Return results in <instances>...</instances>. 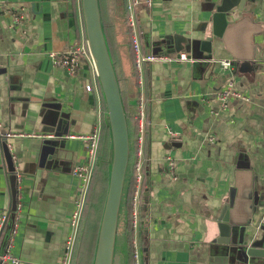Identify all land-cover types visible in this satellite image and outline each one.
I'll return each mask as SVG.
<instances>
[{
    "label": "crops",
    "instance_id": "crops-1",
    "mask_svg": "<svg viewBox=\"0 0 264 264\" xmlns=\"http://www.w3.org/2000/svg\"><path fill=\"white\" fill-rule=\"evenodd\" d=\"M214 1L154 0L151 9H137L143 54L164 57L145 64L140 89L146 103V264H257L236 237L231 244L216 240L224 207L239 201L249 241L264 226V0L246 13L236 11L237 24L207 55L200 43L212 29ZM21 7L25 33L12 28ZM101 8L114 66L132 93L127 23L116 43L102 0ZM83 30L80 0H0V214L10 213L0 253L10 243L20 264H65L70 239V264H93L100 226L85 228L87 215L82 231L72 224L77 201L86 202L75 171L89 162L84 138L108 123L100 99L86 90L93 80L88 63L71 75L49 56L66 53ZM214 60L233 66L225 70ZM230 81L247 100L231 97L224 107L219 94ZM128 98L135 113L137 99ZM17 173L22 194L15 226Z\"/></svg>",
    "mask_w": 264,
    "mask_h": 264
},
{
    "label": "water",
    "instance_id": "water-1",
    "mask_svg": "<svg viewBox=\"0 0 264 264\" xmlns=\"http://www.w3.org/2000/svg\"><path fill=\"white\" fill-rule=\"evenodd\" d=\"M255 1H214L215 13L212 17V29L208 32L206 38L201 41L200 51L207 55L213 54L214 43L217 40L224 39L229 27L232 28L237 24V21L232 17L233 14L236 11L248 12L249 6ZM81 4L87 38L105 96L106 120L112 141L107 198L93 264H114L119 218L130 159L128 120L118 76L104 30L101 0H81ZM193 47L195 50L199 48L196 44ZM2 141L3 139L0 137V144ZM15 185L17 187L16 181ZM240 203L242 204L239 201L234 206L232 204L224 207L217 224L220 236L216 241L221 244H231V238L234 236L237 240L236 244L245 248L248 258L255 259L257 264H264V226L260 227V234L256 233L249 241L248 237L251 236V231L245 222H241L240 211L242 208ZM4 254L5 252L0 253V264L1 257Z\"/></svg>",
    "mask_w": 264,
    "mask_h": 264
},
{
    "label": "built area",
    "instance_id": "built-area-1",
    "mask_svg": "<svg viewBox=\"0 0 264 264\" xmlns=\"http://www.w3.org/2000/svg\"><path fill=\"white\" fill-rule=\"evenodd\" d=\"M154 0H129L126 5V14H127V29L130 34V43L132 46V50L135 57V68L138 72V82L140 89H142L144 85V66L146 63L151 64L154 61L157 60H163L164 57L160 56H153L148 55L145 56L142 52V47L140 43V36L142 34L137 20V9L140 6H143L146 9H151L153 7ZM80 9L82 14V21H83V35L81 39H77L72 46L68 48L66 53L58 54V53H50V58L52 59V62L55 66L64 69L69 74L74 75L78 72V70L81 68L83 62L88 63L90 66V69L93 74V80L89 82L86 85V90L89 93H95L97 97L100 99V102L102 104L101 108V114L102 118L104 120L106 119L107 115V108L105 103V96L102 89V85L100 82L98 70L96 68L95 60L93 58L90 44L87 38L84 18H83V11H82V4L80 0ZM25 10L21 7L18 8L14 15V24H13V30L19 29V31H24V25L28 21L26 18ZM181 60H186V55H181ZM215 64H219L223 69L228 70L232 68L233 64L229 60H220V61H213ZM234 83L229 82L227 84V87H225L221 93L219 94L220 100L225 102L224 107H226V102L229 98L235 97L240 98L239 93H235L233 91ZM244 100H247L246 97H242ZM135 119L138 123V132L137 136L134 139L133 142V150L131 151V142H130V159H129V165H130V175H129V165H128V171H127V177L126 182L131 183L133 185V191H132V226L135 233V238L133 241L134 246V260L135 264H141V252L138 246L137 241V235L139 230V208L141 205V202L143 200V196L145 193V132H146V103L145 99L142 94H140V97L136 100V114ZM101 133H102V126L101 123L95 128L93 134H91L89 137H85V141L87 143V151H88V165L79 167L75 171V175H77L83 183V193H88V188L91 182V179L94 174V170L97 163V157H98V150L101 140ZM172 134V132H170ZM10 136V135H7ZM211 141H214L211 139ZM166 161L168 163V166L170 168L174 167V161L170 157H166ZM17 183L20 181V175H16ZM16 194H17V201H16V207H15V223L17 220V214L19 213L21 209L20 204V197L22 194V190L19 186L16 187ZM84 200L77 201L76 204V211L73 216V226L75 228L79 227L81 216L84 209ZM10 213L2 212L0 214V239L4 233L5 227L7 222L9 221ZM16 226V225H15ZM15 226H13L12 234L14 235L16 233V230L14 229ZM73 244V239H70L68 242V245L66 247L65 255H64V263L70 264L71 262V247ZM12 245L9 243L8 247L5 251V254L1 257V264H20V259L12 254Z\"/></svg>",
    "mask_w": 264,
    "mask_h": 264
},
{
    "label": "trees",
    "instance_id": "trees-1",
    "mask_svg": "<svg viewBox=\"0 0 264 264\" xmlns=\"http://www.w3.org/2000/svg\"><path fill=\"white\" fill-rule=\"evenodd\" d=\"M102 4L105 9L106 13V22L107 27L110 28V31L112 32L113 38L115 39V42H117L116 34L117 31L126 24V0H102ZM128 32V31H127ZM130 50H131V63H132V76L134 77V84L132 93H130L124 85L123 78L120 77L117 69V64H115V69L117 72L120 88H121V94L122 99L127 115L128 120V128H129V136H130V142H131V151L133 150V142L135 137L137 136V132L135 137L132 134V126L134 121L135 113L130 112V105L129 109H127L125 101L126 99L130 101L128 98L129 96L131 98L138 99L140 97V86L138 82V72L135 68V57L132 50V46L130 43ZM134 114V115H133ZM135 125L137 126L138 123L136 121ZM111 151H112V141H111V135L109 128L103 124V129L101 133V140L98 150V157H97V163L94 170L95 173V183L92 191V198L91 199V205L88 210L87 220H86V226L88 229H99L100 226V217L103 212V207L105 205L106 196H107V189H108V182H109V167L111 164ZM129 175H130V165H129ZM132 191H133V185L130 183L129 185L125 186L124 189V195H123V202H122V211L125 214V228L124 230L117 234V241H116V250H115V258H114V264H135L134 260V246L133 241L135 238L134 229L132 226ZM147 196L144 193L143 200L141 202L140 208H139V230L137 235V241L138 246L141 252V264H146L147 262V237L144 229H142V220L146 218V212H147ZM81 227V231H82Z\"/></svg>",
    "mask_w": 264,
    "mask_h": 264
},
{
    "label": "rangeland",
    "instance_id": "rangeland-1",
    "mask_svg": "<svg viewBox=\"0 0 264 264\" xmlns=\"http://www.w3.org/2000/svg\"><path fill=\"white\" fill-rule=\"evenodd\" d=\"M108 36H109V34H108ZM109 39H110V37H109ZM110 46H111V51L113 52L112 44ZM125 104H126L127 109H129V106H128L129 101L127 99L125 101ZM95 173L93 174V177L91 179V182H90V185H89V188H88V193H87V196H86L85 207H84V210H83V213H82V220H81V225L79 226V230H80V227H82L84 220L86 219L85 218L86 215H88V210H89V207L91 205V199H93L92 198V191H93V187H94V183H95ZM103 211H104V207H103ZM121 211H122V208H121ZM102 215H103V212H102ZM102 215H101L100 219L102 218ZM120 215H122V213ZM100 224H101V221H100ZM122 226H123V217L120 216V222H119V227H118V232L119 233H121ZM93 262H94V260H93ZM81 264H85V263L81 261Z\"/></svg>",
    "mask_w": 264,
    "mask_h": 264
}]
</instances>
